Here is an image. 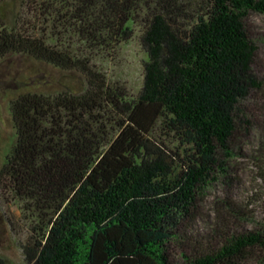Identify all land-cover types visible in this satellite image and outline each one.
<instances>
[{"label":"trees","instance_id":"trees-1","mask_svg":"<svg viewBox=\"0 0 264 264\" xmlns=\"http://www.w3.org/2000/svg\"><path fill=\"white\" fill-rule=\"evenodd\" d=\"M16 1L11 18L12 4L0 0V62L27 56L84 78L80 89L26 83L10 100L17 136L0 187L46 215L24 264H264V195L259 215L252 200L228 197L215 249L184 260L174 249L199 216L201 193L220 177L236 179L229 161L241 102L264 86L246 18L264 14V0ZM137 23L149 59L130 98L93 52L113 51ZM259 124L254 158L264 182ZM159 125L184 157L154 136Z\"/></svg>","mask_w":264,"mask_h":264},{"label":"rangeland","instance_id":"rangeland-1","mask_svg":"<svg viewBox=\"0 0 264 264\" xmlns=\"http://www.w3.org/2000/svg\"><path fill=\"white\" fill-rule=\"evenodd\" d=\"M8 12L13 18L18 10V2L8 0ZM204 2L202 0H199ZM206 1V0H205ZM144 15V13L142 14ZM10 18V19H11ZM1 23V20H0ZM246 24L253 40L258 45L254 61L256 74L264 79V14L252 11L246 18ZM133 36L119 44L113 51L93 52V63L102 71L111 84H122L130 98L136 97L144 84L145 61L149 54L142 43L143 27L135 24ZM1 30V24H0ZM42 83V89L58 90L71 85L82 88L84 78L77 71H63L47 67L27 56L15 55L0 62V166L6 161L16 141V128L12 121L10 100L16 95L17 88L28 83ZM45 83L46 85H44ZM242 120L238 121V131L232 142L234 156L229 161L234 181L220 177L201 193L199 216L188 228L185 241L176 242L175 255L184 260V252L197 254L215 249L222 242V232L227 225L223 222L221 210L228 197L252 200L250 208L256 215L262 214L261 197L264 195V182L259 177L254 152L260 139L259 123L264 120V86L241 102ZM248 121V122H247ZM155 137H161L172 153L181 151L179 141L166 134V128L157 126ZM234 197V196H233ZM34 201L17 195L13 190L0 187V255L7 264L26 262L25 246L34 245L45 230L46 215L39 213ZM43 212H46L43 210ZM246 226L252 227L253 223ZM245 264H259L256 259Z\"/></svg>","mask_w":264,"mask_h":264}]
</instances>
